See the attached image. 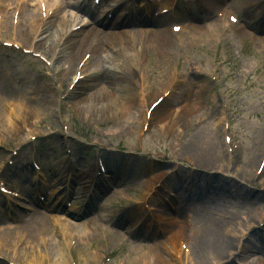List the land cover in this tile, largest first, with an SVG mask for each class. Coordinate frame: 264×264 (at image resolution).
I'll list each match as a JSON object with an SVG mask.
<instances>
[{
  "label": "rangeland",
  "instance_id": "374dc122",
  "mask_svg": "<svg viewBox=\"0 0 264 264\" xmlns=\"http://www.w3.org/2000/svg\"><path fill=\"white\" fill-rule=\"evenodd\" d=\"M188 1L187 5L179 3L181 8H184L185 16L178 15L173 19H165L166 21L160 20L161 24L166 23V26L157 27L158 24H155V27L154 24H146L141 26L139 31L155 33L166 29L171 32L172 25L180 24L184 25L183 34L186 37L187 34L198 32V29L224 28L222 31L220 29L221 33L216 31L219 37L215 40L203 36L197 42L189 44L187 37L186 45L185 38L174 36L171 38V48L163 56L160 55L162 52L159 53L155 49L147 52L140 49L138 59L143 63V70L138 76L134 74L130 77L134 89L137 90L136 85L139 86V75L141 81L144 79L143 72L148 76L147 84L154 89V99L174 78L184 79L180 89L175 90L165 103L154 110L153 120L145 134L144 125L137 120L140 116L138 112L131 108L124 109V104L120 102L118 88L125 85L124 82L120 84L113 82V79H94L79 87L78 98L62 101L73 78V74L68 77L66 73L58 74L62 69L69 68L66 61H52L53 70H48L37 59L31 56L15 57L11 51L0 46V88L7 89L5 91L2 88V94L0 93V100H3L0 106L2 117L13 113L33 130L34 136H41V139L36 141L37 152L34 154L32 148H28L30 145H27L22 151L21 161L24 160L30 166V160L36 158L53 181L66 182L68 176L71 177L72 170L66 161L64 146L70 145L82 168L83 190L72 202V207L75 208L59 210L64 218L72 222L73 226L70 225L72 228H69L74 234L73 238L63 245V233L66 231L51 227L57 229L54 235L55 246H63L67 264H140L135 261L141 255L157 252L164 253L160 264H174L173 258H181L177 241L183 239L191 247L188 224L192 213L200 211L199 204L190 210V206L185 202L188 197L185 196L186 193L199 196V199L203 198L210 208L208 216L213 217V213L218 212L224 218H216L231 223L237 229L234 231L235 237H240L239 240L236 238L238 242L235 241L236 244L230 248L226 258L222 261L211 259L208 264H241L252 259H255L257 264H264V255L257 249L264 247V241L254 243L252 241L255 238L251 241L257 229L264 233V172L256 175L264 149V0H223V4L217 0ZM170 2L171 0H164V5L168 6ZM31 9L37 16L40 15L38 6ZM218 10L222 17L217 15ZM229 14H235L239 22L230 23ZM11 16L12 13L9 14V17ZM51 28L55 30L56 42L61 41L63 32L60 34L53 25ZM124 29L127 27L118 29L117 33L122 35ZM26 35L23 37L21 31L16 32L10 28V24L0 26V37L4 40L19 42L27 48H34L37 44L41 47L34 50L42 52L45 51L42 45L44 44L46 48L51 47L48 58L52 55L58 58L56 51L61 49V45L58 46L57 43L52 47L50 41H45V37H35L29 31ZM102 40L105 45L113 41L117 42L115 45L121 44L114 37ZM178 40L185 45L183 48L177 47ZM82 42L80 38L81 45ZM93 54L96 57L99 52ZM101 55L105 56L106 53L100 54V57ZM106 67L118 71L120 76L122 73L127 76L128 72L125 71H130L123 60L108 62ZM92 71L100 74L101 70L95 64L85 68L87 73ZM172 71H175L174 77L170 75ZM44 72L52 74L56 81L55 86L51 87L48 77H41ZM212 77L217 78L213 81ZM160 86H163L162 89L155 92ZM19 103L21 112L18 109ZM142 109L145 110L144 106ZM61 112L70 127V137L67 139L59 123ZM225 121L229 129H224ZM204 131L206 136L214 138L213 143L202 136ZM227 134L241 144L244 154L230 152L231 145L225 143ZM0 139H4L9 147L28 142L22 131L19 136H11L1 126ZM188 146H198L200 151L197 153L200 156L194 157L184 151ZM1 150L3 149L0 148V167L3 166V161L9 158V154ZM211 150L224 157L225 165L222 169L204 168L198 162L201 158L206 159ZM95 153L103 156L105 164H108L106 158L112 159L111 161L116 163L112 170L123 171L111 175L109 169L106 177L102 176L105 185L103 187L106 189L104 198L98 195L94 203L91 201L86 207L87 184L95 178L96 175L93 174L98 172ZM220 165L222 166L221 163ZM24 166L25 164H22L20 168ZM133 166L145 170L141 175L134 176ZM65 168H69L67 174L63 173ZM11 172L6 175L7 181L13 186L19 185L17 189H25L33 194L31 185L12 176L14 173L10 174ZM195 175H201L203 178L222 176L235 182L230 181L226 185L227 183L222 181L211 185L206 180L203 184L195 182L193 187L189 182H193ZM180 177L182 181L179 180ZM171 183L175 185L176 192L183 201L180 205L184 203V209L181 207L176 213L181 223L168 220L165 225H161L159 221L165 220L164 216L151 212L150 216L160 227V235L154 237L155 239L141 234L133 238L135 235L132 236L129 232L132 225L137 221L142 223L143 219H127L131 208L128 200L142 199L149 192L151 195L152 187L154 191L156 185ZM234 183L241 187L232 185ZM108 185L114 186L113 189H108ZM226 186L227 190H224L223 187ZM108 194L111 198L106 202ZM84 206L90 209L93 207V212L88 214L89 211L86 212ZM48 209L54 212L51 206H48ZM44 218L47 220V216ZM14 219L12 223L15 225L17 218ZM104 223L117 226L124 232L110 233L102 226ZM168 223L175 224V230H172V225ZM34 224L35 220L29 219L28 223L21 225L24 227L23 231H8L9 242L3 241L0 236V264H28V259L36 256L38 252L42 255L43 263L53 264L56 250L49 246L53 242L48 243L46 238L41 239V243L28 242L24 236L22 238L25 230L31 229ZM85 225L92 229V235L88 238H82L75 231ZM141 229L145 231L143 225ZM127 237L138 243L131 244ZM43 240L46 241L45 244L42 243ZM244 247L251 250L247 252ZM241 251L245 252L241 254ZM48 256L50 257L47 258ZM204 263L207 264V261ZM195 264L203 263L196 261Z\"/></svg>",
  "mask_w": 264,
  "mask_h": 264
},
{
  "label": "bare ground",
  "instance_id": "6f19581e",
  "mask_svg": "<svg viewBox=\"0 0 264 264\" xmlns=\"http://www.w3.org/2000/svg\"><path fill=\"white\" fill-rule=\"evenodd\" d=\"M32 2H38L39 4V0H29V2L24 3L23 7H22V19L19 23V28L21 27V34L23 35V37L27 36L26 32L24 31H29L32 33L35 32V26L37 24V20L38 23H40V20L37 18L38 16L35 14V12L31 9ZM30 3V4H29ZM16 4V0H4V8L6 9V13L8 12V9H13L12 6L15 7ZM19 6V4H18ZM170 16H165L163 18L168 19ZM161 18V19H163ZM159 19V20H161ZM156 21L157 27H161V26H165L166 23L161 24V21ZM166 21V20H165ZM70 23V21L64 20L61 25L62 26H67ZM105 24V23H104ZM218 24V23H216ZM38 25V24H37ZM219 25V24H218ZM117 24L113 23L111 26V29L113 28H117ZM221 27V26H220ZM18 28V29H19ZM88 26H86L85 28H83L79 33H71L72 37L74 35H76V39L74 40H68L67 44L69 45H74V47H76V41H78V38H81L83 40L88 41L89 39V35L90 34H84L83 30L87 29ZM104 28H109V27H104ZM224 27L218 28V29H213V28H207V29H198V32H195L194 34H187V36L185 37V35L183 34V32L181 34H179L177 36V38L183 37L185 38V45H186V41H187V37H189V44L195 43L198 40H200L203 36H209L210 39L215 40V38L217 39L219 37V33H221L222 29ZM221 29V31H220ZM49 31H52L51 34H48V32H44L45 35V41H50L52 47L55 46V44L59 43L56 42V40L54 39V31L52 29H50ZM62 31V29H61ZM92 31V30H90ZM89 31V32H90ZM216 31H220L219 33H216ZM93 32V31H92ZM98 32V31H97ZM36 34V32L34 33ZM66 34H70V33H66ZM84 34V35H83ZM105 34V33H103ZM107 34V33H106ZM186 34V33H185ZM57 37V36H56ZM174 37L172 35V33H169L168 30L166 29H160L158 31H155V33H150V34H141V33H137V30L132 31V35L130 37H128L127 35H122V42L121 44L115 45L116 42H109V45L103 49V47H98L96 49V53L99 52V55L94 57L90 64L93 65H98V67L100 68V74L96 71L95 76H91V78H87L85 79L83 82L79 81L77 83L76 86H81L84 85L86 83V85L90 82H92L94 79H105V80H115L113 82H117L122 84V82L125 83V85H121V87H119L118 92L119 95L121 96V103L124 104V109H128L131 108L134 111H137L138 114L140 116L137 117V120L142 122V126L146 123L145 121V112L142 109L143 106L144 108L148 107L151 108L154 105H158L156 104V102L158 100L161 99V97L164 94H168V96L161 102V104H159L158 106L160 107L163 103H165L174 93L175 90L180 89V84H184V79H179L176 85H173L172 88H170V86L166 87L164 89V91L157 97V98H153L155 95L154 94H149L146 95L145 90L143 88H140V90H136L133 88V86L130 84V80H128V77L130 76H134V74L136 73L135 71L139 72L140 67H139V59H138V54L140 49L144 50L145 52H147V50H157L159 53L162 52V54L160 55H165L168 53L169 49L172 46V42H171V38ZM44 38V37H41ZM187 38V39H186ZM54 39V40H53ZM210 40V41H212ZM92 42H90L91 44ZM43 45V51L42 54H49L51 52V47L46 48V46L44 44ZM92 45V44H91ZM183 44V47L185 46ZM36 47L38 49H40L41 46L36 44ZM79 47V46H78ZM77 47V48H78ZM79 50H75L73 49V51L68 52L67 55V60H66V64H68L69 68H67L65 71H62V74L66 73V77H68V75L73 74L72 76L75 75V73L77 72V57L79 56ZM102 53H106V55H101ZM60 58V57H59ZM57 58V60L59 59ZM121 61L123 60V63L126 64L128 66V69L130 71H125L128 72L127 76L125 73H122L120 76V73H117L118 71L116 70H112L108 67H106V65L109 63H112L114 61ZM61 61H64L61 60ZM169 62V61H168ZM123 69V68H122ZM124 71V70H123ZM7 75H9V72L6 71ZM171 76L174 77L175 75V71H172L170 73ZM169 75V76H170ZM101 76V77H100ZM126 77V78H125ZM129 85H128V84ZM116 85V84H115ZM169 85V84H168ZM163 86L158 87L156 91L162 89ZM3 90L7 91L6 87H2ZM10 87H8L9 89ZM78 88H74V90L71 92L69 98L71 97L73 98H78V96H76L75 92H77ZM9 91H11V89H9ZM2 94V93H1ZM0 94V96H1ZM119 95H117L119 97ZM174 99H176V97H174ZM3 100H0V106ZM3 106V105H2ZM11 109V107H10ZM19 111L21 112L22 108L21 105L19 103L18 106ZM2 110H0V126L4 129V131L11 136H19L21 134V130L18 128V126L14 125V122L12 121L11 118V113H9V115H6V117H2ZM22 114V113H21ZM24 116V114H23ZM176 118V117H174ZM173 118V119H174ZM16 126V127H15ZM204 137H206V139L210 142L213 143L214 142V138L206 136L205 131L202 132ZM184 151L189 152V154L193 155L194 157L198 155L197 151H200V148L198 146H188L184 149ZM209 152V151H208ZM264 152V151H263ZM200 156V155H198ZM223 156V155H222ZM106 160L108 161V169L110 168L112 170V167L115 166L114 162L111 161L112 159L110 158H106ZM204 168H209V169H222L223 166L225 165V159L224 157H221L220 155H216L214 153L213 150H211L209 152V155L206 157V159L201 158V160L198 161ZM220 163L222 164V166L220 165ZM97 166V165H96ZM133 174L135 175H141L142 172H144V168H139L137 166H133ZM98 168L100 170V165L98 163ZM121 168V167H120ZM123 169V168H122ZM69 170V168H65L64 169V173L67 174V171ZM116 172V174H118V172H122L123 170L118 169L114 170ZM17 174H21V177L23 178H31L32 174L30 173H17ZM94 176L97 175V173L95 172L93 174ZM122 175V173H121ZM93 176V177H94ZM66 177V176H65ZM96 177V176H95ZM194 183L198 182V183H205L206 180L209 181V183L215 184V183H221L220 180H224L227 181V185L230 182V180H225L222 178H216L215 176L213 177H205L203 178L201 175L198 176H194ZM180 181H182V178H179ZM231 182H235V181H231ZM83 180L79 179L78 184L81 185L83 184ZM238 183H234L232 185H235ZM172 188L175 189V185L174 184H170ZM239 185V184H238ZM66 186V184L64 185ZM174 186V187H173ZM231 186V185H230ZM96 188H98V185H95ZM69 188V187H68ZM100 188V187H99ZM197 189V188H195ZM224 190H227V186L223 187ZM67 190V186L63 187L61 185H55L53 186V193L52 196H54L55 194L60 195L63 192H65ZM232 190H234V187L232 186ZM101 193V192H100ZM186 196V195H185ZM65 197H61L60 201L62 199H64ZM186 203H188V207L190 206V210L192 211V209L194 207H196V204L200 205V211L197 212L196 214L192 213V217H190V221L188 224V229L187 231H190L189 236H191V239H189V242L192 241L191 245V256L193 261H199L200 263L205 264L204 262L211 260V259H220L219 261H222L224 258L227 257V255L230 253L228 251H230L231 247L233 246V244H236L239 240V235L235 237L234 235V231H237L236 228L233 227V225L231 223H227L223 220H219L216 218H213L211 216H208V213L210 211V208L208 207L209 205L206 203V201H203L202 199H199L198 196H194L192 195V199L189 200H185ZM198 202H203V203H198ZM147 209V210H146ZM151 213V209L149 208H144L143 206H136L133 211L128 214L127 218H138V217H142L145 218L147 215H149ZM145 221V226L143 227V229L145 231H142V229H140L138 232L139 234H141L142 236L145 237H151L153 239L158 237V233L159 232H150V231H146V228H150V227H156L154 225V223L152 222V220H147L146 218L143 220ZM59 226H61L63 229L66 227L65 225H62L61 222L57 223ZM172 225V230H175V226L173 224ZM52 226H55L57 228H59L60 230L62 228L58 227L55 223V221H50V220H45V218L43 216L39 217L37 222L33 225V227L31 229H28L26 231L27 232V240L28 242L30 241H40L41 243V239H48V243L53 242L51 244H49L50 247L54 248L56 250V259H54L53 264H67V257L65 256V254L63 253V246H55V237L54 235L56 234L57 229L55 228H51ZM73 226V225H72ZM135 226H138L137 224H135ZM72 228V227H70ZM93 228V227H92ZM70 231V232H69ZM79 233V235L83 238H88L90 237L92 234V229L91 227L88 226H81L78 228V230H75ZM165 232V231H164ZM1 233V231H0ZM5 235V237L3 236ZM18 235V234H16ZM1 239L5 242H9V232L0 234ZM74 236V234H72V230L68 229V232L66 234H63V245H65L69 239H72V237ZM166 236H167V231H166ZM155 237V238H154ZM237 238V239H236ZM253 238H255L254 241ZM40 239V240H38ZM71 241V240H70ZM236 241V243H235ZM252 242H260V241H264V233L258 231L255 232V234L253 235ZM178 242V241H177ZM42 243H46V241H42ZM65 243V244H64ZM245 248V247H244ZM51 250V249H50ZM238 250V249H237ZM245 250L248 252L251 249L245 248ZM259 251H261V254L264 255V247H259ZM245 251H243L242 253H244ZM163 252H157V253H149V254H145V255H141L138 259H136L137 263L140 264H160L163 261ZM181 255V254H180ZM41 253L38 252L37 255H33L30 259H28V264H46L43 263V258L41 257ZM50 256H48L47 258H49ZM182 258V259H181ZM181 258H173L174 260V264H182L181 260H186L185 257L181 256ZM184 258V259H183ZM169 264H173V263H169ZM195 264V263H193ZM243 264H257V261L255 259H252L250 261H245L243 262Z\"/></svg>",
  "mask_w": 264,
  "mask_h": 264
}]
</instances>
